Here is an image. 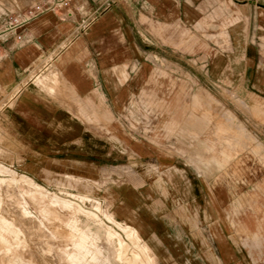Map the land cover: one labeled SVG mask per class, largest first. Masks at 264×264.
<instances>
[{"label": "crops", "instance_id": "1", "mask_svg": "<svg viewBox=\"0 0 264 264\" xmlns=\"http://www.w3.org/2000/svg\"><path fill=\"white\" fill-rule=\"evenodd\" d=\"M0 10V162L38 181L129 167L103 197L136 262L264 264V0H73L12 29ZM144 96L148 136L121 120Z\"/></svg>", "mask_w": 264, "mask_h": 264}, {"label": "rangeland", "instance_id": "2", "mask_svg": "<svg viewBox=\"0 0 264 264\" xmlns=\"http://www.w3.org/2000/svg\"><path fill=\"white\" fill-rule=\"evenodd\" d=\"M7 1L0 3L5 15H16L18 8L22 11L32 2ZM50 58H43L21 80L46 72ZM215 96L220 100L218 93ZM8 98L0 102V108ZM161 105L149 96L131 102L121 118L125 129L132 125L137 130L129 132L148 136L158 128ZM205 106L214 115L213 124L221 126L220 107ZM6 158L7 153L3 154ZM130 172L129 167L125 171L109 167L88 177L89 181L81 177L38 181L0 162V264H142L134 261L142 246L112 218L111 204L103 197L104 189L118 183L113 182V175ZM82 227L94 234L96 244ZM119 242L124 249H118Z\"/></svg>", "mask_w": 264, "mask_h": 264}, {"label": "built area", "instance_id": "3", "mask_svg": "<svg viewBox=\"0 0 264 264\" xmlns=\"http://www.w3.org/2000/svg\"><path fill=\"white\" fill-rule=\"evenodd\" d=\"M72 2L73 0H32L28 7H25L24 10L19 11L16 15H5L7 18V26L9 29H12L27 19L45 11L68 9L72 5ZM129 116L131 115L129 114ZM131 126H127V128L135 132L137 129Z\"/></svg>", "mask_w": 264, "mask_h": 264}, {"label": "bare ground", "instance_id": "4", "mask_svg": "<svg viewBox=\"0 0 264 264\" xmlns=\"http://www.w3.org/2000/svg\"><path fill=\"white\" fill-rule=\"evenodd\" d=\"M124 226H130V225H124ZM22 262V261H21Z\"/></svg>", "mask_w": 264, "mask_h": 264}]
</instances>
